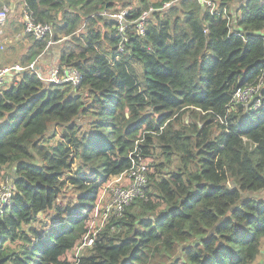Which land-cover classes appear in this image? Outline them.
<instances>
[{"label":"trees","instance_id":"trees-1","mask_svg":"<svg viewBox=\"0 0 264 264\" xmlns=\"http://www.w3.org/2000/svg\"><path fill=\"white\" fill-rule=\"evenodd\" d=\"M212 1L215 13L201 0H21L53 38L67 37L58 61L82 82L47 86L26 70L0 90V186L14 174L0 264H254L264 87L257 107L232 99L264 76V0ZM120 8L130 20L153 8L123 52L103 14ZM27 36L24 65L40 61L49 35ZM138 155L153 160L145 197L75 263L103 187Z\"/></svg>","mask_w":264,"mask_h":264},{"label":"built area","instance_id":"built-area-1","mask_svg":"<svg viewBox=\"0 0 264 264\" xmlns=\"http://www.w3.org/2000/svg\"><path fill=\"white\" fill-rule=\"evenodd\" d=\"M212 12L217 8L212 0H201ZM170 3L165 4V7H169ZM153 11L151 8L149 11H144L143 14L136 20H130L128 18V9L115 12H104L103 14L116 21L118 35L120 37L119 51L123 52L125 44L128 42V30L134 26L136 32L139 35H144L145 24ZM216 12V11H215ZM214 12V13H215ZM9 8L6 5L0 7V44L4 36V30L8 21ZM23 24L24 29L22 33L16 37L31 35L34 38L41 39L46 36L53 35V25L50 23L36 22L31 16L30 12L26 9L23 10ZM231 21V19L229 18ZM11 41V40H10ZM52 43L48 42V46ZM47 46V47H48ZM39 61L35 60L31 64L23 66L21 64H14L12 66H0V90L5 83L6 78L12 76L15 73H20L26 70L34 71L38 76L50 86L52 84H69L73 89H77L82 82V73L74 66L62 65L59 62L54 63L50 70L46 73L39 67ZM264 87V76L261 77L256 85H247L240 87L236 90L232 99L233 104L247 105L250 100L255 107L261 103L260 90ZM149 164L138 155V158L133 159V164L130 169L124 173L112 178L105 187H103L100 194L98 203L96 205L97 216H101L102 225L96 230L90 228L83 238L82 242L75 248L74 256L75 263L81 257L85 248H90L94 244L98 232L104 228V226L110 222L113 218L122 217L125 209L134 200L139 197H145V190L149 184ZM13 199V184L10 178L6 179L0 186V214L6 207L12 204Z\"/></svg>","mask_w":264,"mask_h":264},{"label":"rangeland","instance_id":"rangeland-1","mask_svg":"<svg viewBox=\"0 0 264 264\" xmlns=\"http://www.w3.org/2000/svg\"><path fill=\"white\" fill-rule=\"evenodd\" d=\"M2 1L5 2L6 6L9 8L7 25L11 24L9 27L10 33L6 34L4 36V38H6L8 40L5 42L13 50H11V53L8 55L10 57H0V66H12L13 64H16V63L21 64L20 57L26 51V49H25L26 47H24L25 44L23 43L22 40L26 38V39H28L27 40L28 43L31 42V40H29L28 36L25 38L23 37V39H19V40L15 39V36L22 33V31H23V25L21 22L23 7H22V4H20L21 0H2ZM15 4H16V6H15ZM120 9H123V8H120ZM120 9H118V10H120ZM79 32L80 31L78 30V34H79ZM52 36L53 35L48 36V38H47V41L48 42L51 41V43H52L49 48L51 50H52V48L58 49L59 50L58 54L60 55V53H61V51L65 45V42L67 40V37L61 36L58 39H56V38H53ZM9 40H11V41L9 42ZM6 58H8V59H6ZM57 62H59V61L57 60L55 63H57ZM21 65L26 66L24 64H21ZM6 85H7V83L6 84L4 83L1 88H5ZM251 102H252V100H250L249 103H247V105H249ZM143 160L145 162H147L149 165L152 164V162H153L152 159H146L145 158ZM153 171H154V168L151 167L150 172H153ZM105 186H106V184H105ZM101 225H102L101 216H97V212H96V210H94L92 213L91 221H90V228H92V230L94 232V230H96ZM85 253H89V250H86ZM72 259H73V257H72ZM254 264H264V240H263L261 252H260L259 256L257 257V259L255 260Z\"/></svg>","mask_w":264,"mask_h":264},{"label":"crops","instance_id":"crops-1","mask_svg":"<svg viewBox=\"0 0 264 264\" xmlns=\"http://www.w3.org/2000/svg\"><path fill=\"white\" fill-rule=\"evenodd\" d=\"M20 4H22V2ZM3 5H6V4H3ZM15 6H16V4H15ZM10 25L8 24L5 27L4 36L6 34L10 33L9 32ZM4 36L2 38V43L0 44V57H10L8 55L11 53V50H13V49H11V47L6 44L5 41H8V40L6 38H4ZM16 36H15V39H17V40L23 39V37L24 38L26 37V36H20L19 38H17ZM27 40L28 39H26V38L22 40L23 43L25 44V46H24V47H26L25 49H27L29 47V44H30V43L27 42ZM9 42H10V40H9ZM58 53H59L58 49L52 48V50L50 49L49 52H47L45 55L40 57L39 67L41 68V70H43V71L46 70V73H47L50 70L51 66L58 60V58H59V54ZM6 59H8V58H6ZM16 64H19V63H16ZM14 75L15 74H13L12 76H9L8 78H6L5 84L6 83L8 84L12 80Z\"/></svg>","mask_w":264,"mask_h":264},{"label":"water","instance_id":"water-1","mask_svg":"<svg viewBox=\"0 0 264 264\" xmlns=\"http://www.w3.org/2000/svg\"><path fill=\"white\" fill-rule=\"evenodd\" d=\"M49 47H50V46H48V47L45 49V51L43 52V54H42L40 57H42V56L45 55L47 52H49V50H50ZM13 176H14V174L11 175V176H9L10 180L12 179ZM11 181H12V180H11Z\"/></svg>","mask_w":264,"mask_h":264}]
</instances>
